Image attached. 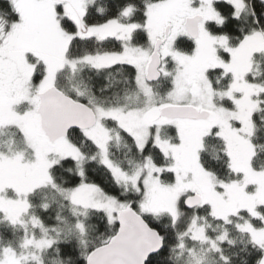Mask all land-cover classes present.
Returning a JSON list of instances; mask_svg holds the SVG:
<instances>
[{
	"label": "snow or ice",
	"instance_id": "obj_1",
	"mask_svg": "<svg viewBox=\"0 0 264 264\" xmlns=\"http://www.w3.org/2000/svg\"><path fill=\"white\" fill-rule=\"evenodd\" d=\"M264 0H0V264H264Z\"/></svg>",
	"mask_w": 264,
	"mask_h": 264
},
{
	"label": "trees",
	"instance_id": "obj_2",
	"mask_svg": "<svg viewBox=\"0 0 264 264\" xmlns=\"http://www.w3.org/2000/svg\"><path fill=\"white\" fill-rule=\"evenodd\" d=\"M264 139V138H262ZM257 164H264V151L260 153V157L256 161Z\"/></svg>",
	"mask_w": 264,
	"mask_h": 264
}]
</instances>
